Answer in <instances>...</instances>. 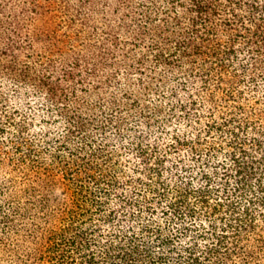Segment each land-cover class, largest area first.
Instances as JSON below:
<instances>
[{
	"label": "trees",
	"instance_id": "1",
	"mask_svg": "<svg viewBox=\"0 0 264 264\" xmlns=\"http://www.w3.org/2000/svg\"><path fill=\"white\" fill-rule=\"evenodd\" d=\"M0 264H264V0H0Z\"/></svg>",
	"mask_w": 264,
	"mask_h": 264
}]
</instances>
